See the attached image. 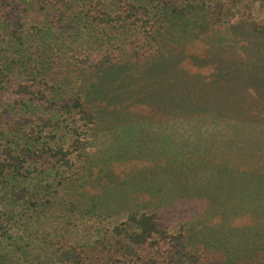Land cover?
Instances as JSON below:
<instances>
[{"label":"trees","instance_id":"trees-1","mask_svg":"<svg viewBox=\"0 0 264 264\" xmlns=\"http://www.w3.org/2000/svg\"><path fill=\"white\" fill-rule=\"evenodd\" d=\"M235 7L0 0V264H264V17Z\"/></svg>","mask_w":264,"mask_h":264},{"label":"rangeland","instance_id":"rangeland-1","mask_svg":"<svg viewBox=\"0 0 264 264\" xmlns=\"http://www.w3.org/2000/svg\"><path fill=\"white\" fill-rule=\"evenodd\" d=\"M235 3V8H249L247 13H253V14H258L260 17V20H262V17H264V0H232ZM229 3V2H228ZM260 9V12L258 11ZM246 10V9H245ZM240 22V16L237 15L234 18V23L237 24ZM200 47L198 46H192L188 49L187 54H194V53H199L200 52ZM202 52V50H201ZM200 52V53H201ZM190 122L187 120H182L179 119L177 121H174L173 124H169V129L167 130V135L172 137V139H175L176 136H183L186 134V131L188 130ZM205 124L204 121L199 122V128L200 133H196V137H205L208 136L210 138H217V140H221V138H225V135H217V132L212 131L213 129H204L203 130V125ZM207 133V134H206Z\"/></svg>","mask_w":264,"mask_h":264}]
</instances>
